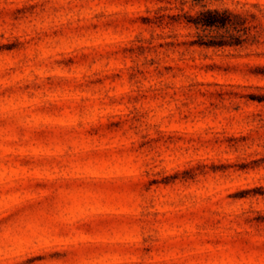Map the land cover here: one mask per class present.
Here are the masks:
<instances>
[{"label":"clouds","instance_id":"clouds-1","mask_svg":"<svg viewBox=\"0 0 264 264\" xmlns=\"http://www.w3.org/2000/svg\"><path fill=\"white\" fill-rule=\"evenodd\" d=\"M209 14L223 22L208 23ZM13 40L23 47L0 55V122L31 133L35 112L67 108L71 119L54 129L64 147L115 138L133 161L126 180L139 192L129 213L136 242L156 247L164 264H217L223 249L209 241L229 248L239 238L249 264H264V226L243 223L264 214V199H228L241 180L264 184V167L248 177L213 171L264 155V104L240 98V87L264 80L209 88L202 66L213 50L200 47L239 42L229 50L238 63L264 65V0H0V45ZM163 184L173 187H154ZM177 213H185L183 238L198 241L182 252L174 250Z\"/></svg>","mask_w":264,"mask_h":264},{"label":"rangeland","instance_id":"rangeland-1","mask_svg":"<svg viewBox=\"0 0 264 264\" xmlns=\"http://www.w3.org/2000/svg\"><path fill=\"white\" fill-rule=\"evenodd\" d=\"M29 9H18L14 18ZM141 22H147L145 18ZM23 45L13 40L0 45V55L18 52ZM205 54L202 71L208 76L209 88L224 83L233 85L238 79L264 80V65L240 64L243 57L229 51L239 47L215 48ZM73 63L65 62V67ZM237 87H240L237 85ZM27 88V86H25ZM7 91V90H6ZM241 99L249 104H264V86L246 84L240 87ZM214 95H220L215 93ZM67 108L39 111L33 114L36 130L31 133L17 127L15 122H0V264H164L159 250L136 242L130 219V204L139 192L127 182L126 175L133 161L119 148L113 138L110 145L75 144L64 147V137L55 131L68 122ZM51 128H39L41 122ZM122 127L117 121L108 126L110 132ZM243 139V138H240ZM233 144L234 138H226ZM141 147H144L141 144ZM264 167V155L233 161L213 171L217 175L238 174L248 177ZM177 175L174 184L185 183ZM171 189L172 184L156 186ZM170 193L158 191V196ZM264 199V184L241 180L233 185L228 199ZM185 213H177L173 233L177 239L174 250L182 252L198 241L185 240ZM250 227L264 226V214L257 212L245 217ZM142 230V228H141ZM243 238L230 242L229 248L209 241V247H221L217 264H249L251 257L243 248Z\"/></svg>","mask_w":264,"mask_h":264},{"label":"trees","instance_id":"trees-1","mask_svg":"<svg viewBox=\"0 0 264 264\" xmlns=\"http://www.w3.org/2000/svg\"><path fill=\"white\" fill-rule=\"evenodd\" d=\"M207 22L208 23H216V22H220L222 23L223 20L217 16H213L211 14L208 15L207 17ZM201 46H206V47H215V48H225V47H239V42L236 43H225V42H211L205 45H201Z\"/></svg>","mask_w":264,"mask_h":264}]
</instances>
